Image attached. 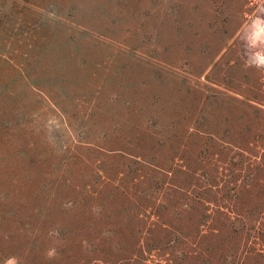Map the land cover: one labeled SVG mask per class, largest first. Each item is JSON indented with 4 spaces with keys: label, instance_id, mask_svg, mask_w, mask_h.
<instances>
[{
    "label": "rangeland",
    "instance_id": "374dc122",
    "mask_svg": "<svg viewBox=\"0 0 264 264\" xmlns=\"http://www.w3.org/2000/svg\"><path fill=\"white\" fill-rule=\"evenodd\" d=\"M0 264H264V0H0Z\"/></svg>",
    "mask_w": 264,
    "mask_h": 264
},
{
    "label": "bare ground",
    "instance_id": "6f19581e",
    "mask_svg": "<svg viewBox=\"0 0 264 264\" xmlns=\"http://www.w3.org/2000/svg\"><path fill=\"white\" fill-rule=\"evenodd\" d=\"M262 31H263V30H262ZM262 34H263V33H262ZM262 38H263V37H262ZM262 38H261V39H262Z\"/></svg>",
    "mask_w": 264,
    "mask_h": 264
}]
</instances>
